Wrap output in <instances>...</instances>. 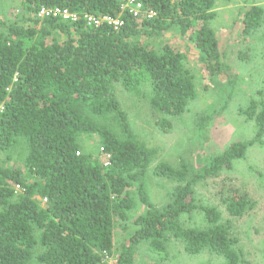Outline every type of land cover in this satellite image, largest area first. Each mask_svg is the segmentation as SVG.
Listing matches in <instances>:
<instances>
[{
  "label": "trees",
  "instance_id": "trees-1",
  "mask_svg": "<svg viewBox=\"0 0 264 264\" xmlns=\"http://www.w3.org/2000/svg\"><path fill=\"white\" fill-rule=\"evenodd\" d=\"M138 3V16L123 10L120 0H22V12L12 19L0 9V264H138L142 246L166 257L173 241L188 255L209 253L224 264H241L231 220L198 202L195 188L232 170L251 147L264 146V89L240 110L254 122L255 136L206 155L213 122L237 90L212 27L219 0ZM42 7L67 11L76 20L40 18ZM243 13L245 37L264 26L263 7ZM88 17L121 25L89 26ZM172 29L191 36L204 89L224 104L196 114L195 135L180 149L177 166L154 168L156 177L177 184L156 205L146 182L163 150L136 133L118 90L146 97L163 116L186 113L198 96L187 56L170 44L155 51L140 41ZM158 126L167 133L173 123L162 118ZM93 137L99 139L97 156L84 145ZM232 192L223 198L231 218L254 210L247 193ZM139 205L144 210L132 220ZM196 214L205 226L185 228L183 219ZM118 233L124 239L117 247Z\"/></svg>",
  "mask_w": 264,
  "mask_h": 264
},
{
  "label": "rangeland",
  "instance_id": "rangeland-1",
  "mask_svg": "<svg viewBox=\"0 0 264 264\" xmlns=\"http://www.w3.org/2000/svg\"><path fill=\"white\" fill-rule=\"evenodd\" d=\"M22 0H1L2 17L12 19L22 12ZM122 1V0H120ZM261 6L264 0H219L216 18L212 27L216 31L222 50L231 67V73L237 81V90L232 99L226 102V107L217 116L212 125L213 138L206 148V155L222 154L231 144L238 141L252 139L256 133L253 121L247 120L240 114L241 109L249 106L250 100L257 97V93L264 89V26L250 36L243 35L242 15L247 7ZM191 36H183L178 29H172L164 36L148 39L144 36L140 41L149 49L160 50V46L170 44L177 47L187 56L188 68L195 76L197 98L190 103L186 113L181 118H169L154 111L146 97H141L119 88L118 95L127 110L133 129L150 144L162 148L163 154L155 161L149 171L147 189L151 201L159 205L165 199L167 192L177 186L176 183L156 177L152 171L161 163L178 165V154L184 144L191 141L195 135L194 119L197 113L208 109H219L224 103L219 101L212 91L204 89L203 66L199 62L198 51L194 48ZM148 88L144 87V93ZM220 99V98H219ZM162 118L173 123L170 132H163L158 126ZM98 137L84 140L85 149L98 155ZM4 158L0 155V161ZM9 168H15L16 163L10 162ZM232 191L247 193L256 203L254 210L242 218H231L226 211L223 198ZM195 198L204 205L217 207L223 214V221L231 220L232 235L239 241L238 248L243 254L241 264H264V146L255 145L248 151L245 160L237 161L232 170H225L217 179L199 183L195 188ZM40 200V199H39ZM45 202H42L44 205ZM144 208L138 206L131 219L134 220ZM183 226L204 227L201 215H195L191 220L183 219ZM124 237L118 233L116 246ZM114 264V260H107ZM159 262L161 264H224L222 257L202 253L188 255L181 243L173 241L168 246L166 257L153 253L148 245L140 248L137 255L138 264Z\"/></svg>",
  "mask_w": 264,
  "mask_h": 264
},
{
  "label": "built area",
  "instance_id": "built-area-1",
  "mask_svg": "<svg viewBox=\"0 0 264 264\" xmlns=\"http://www.w3.org/2000/svg\"><path fill=\"white\" fill-rule=\"evenodd\" d=\"M121 8L123 10H129L131 13L134 14V16H138L140 13H142V6L140 3H138V0H122L121 1ZM40 18H57L61 17L65 20L71 19L76 20V16L73 14L68 13L67 11L62 12L60 9H48L45 7H42L39 13ZM103 21H106L110 24L115 25V29H118V27L121 25V22L117 20H111L108 18L104 19H98L94 17H88V25L89 26H99Z\"/></svg>",
  "mask_w": 264,
  "mask_h": 264
}]
</instances>
